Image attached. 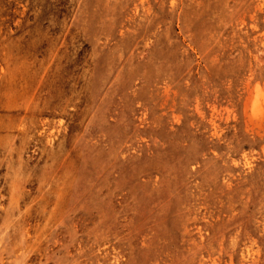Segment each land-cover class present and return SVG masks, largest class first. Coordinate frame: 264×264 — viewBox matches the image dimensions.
Segmentation results:
<instances>
[{
    "label": "rangeland",
    "instance_id": "1",
    "mask_svg": "<svg viewBox=\"0 0 264 264\" xmlns=\"http://www.w3.org/2000/svg\"><path fill=\"white\" fill-rule=\"evenodd\" d=\"M0 264H264V0H0Z\"/></svg>",
    "mask_w": 264,
    "mask_h": 264
}]
</instances>
